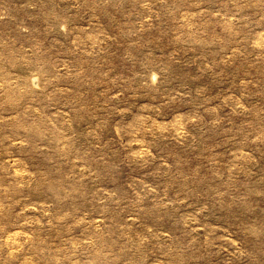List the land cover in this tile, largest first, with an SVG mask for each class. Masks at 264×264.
Instances as JSON below:
<instances>
[{"label": "rangeland", "instance_id": "1", "mask_svg": "<svg viewBox=\"0 0 264 264\" xmlns=\"http://www.w3.org/2000/svg\"><path fill=\"white\" fill-rule=\"evenodd\" d=\"M0 264H264V0H0Z\"/></svg>", "mask_w": 264, "mask_h": 264}]
</instances>
